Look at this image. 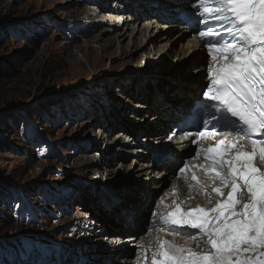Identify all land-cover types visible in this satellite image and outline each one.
<instances>
[{"label":"rangeland","instance_id":"rangeland-1","mask_svg":"<svg viewBox=\"0 0 264 264\" xmlns=\"http://www.w3.org/2000/svg\"><path fill=\"white\" fill-rule=\"evenodd\" d=\"M119 1L0 0V264H40L39 257L46 254L51 255L49 264H73L70 259L75 261L82 254L67 257L54 241L62 245L74 240L80 251L81 244L87 247L95 239L106 243L103 238L113 234L106 230H117L114 222L110 225L114 213L102 211L113 205L111 194L115 193H107H118L122 173L127 175L122 164L143 159L132 154L112 158L113 148L122 145L123 137L115 135L121 130L118 124L133 134L141 127L151 129L156 123L150 119L154 111L140 106L146 99L137 95L138 81L154 84L156 78L165 87L186 73L188 66L170 56L168 60L144 59L143 68L131 66L121 72L124 59L111 57L112 47L103 50L87 44L97 35L94 40L128 30L120 25L110 33L102 32L108 27L106 18L122 14V10L116 12ZM100 4L106 7L104 11ZM145 14L142 7L137 18L143 20ZM160 31L164 32L160 28L152 36L160 37ZM176 33L178 30L173 35ZM139 40L135 38L129 48L135 49ZM140 57L141 50H137L128 58L137 61ZM76 62L83 64L84 71L74 70L73 74L70 68ZM151 98L156 102L159 96ZM164 120L166 123L168 118ZM149 135L150 143L155 134ZM135 142L137 138L124 147ZM109 147L113 148L109 151ZM170 162L165 163L168 168H172L173 160ZM156 177L158 185L148 186L152 178L147 175L142 180L145 193L137 191L144 199L136 238L146 233L147 242L151 237L143 220L147 201L167 181ZM125 207L131 212L132 208ZM129 250L127 264H136V244ZM98 258L111 264L107 254Z\"/></svg>","mask_w":264,"mask_h":264},{"label":"snow or ice","instance_id":"snow-or-ice-1","mask_svg":"<svg viewBox=\"0 0 264 264\" xmlns=\"http://www.w3.org/2000/svg\"><path fill=\"white\" fill-rule=\"evenodd\" d=\"M193 7L211 57L198 107L207 118L181 139L195 137L203 162L178 171L206 205L183 207L175 185L170 204L169 194L160 197L148 229L155 243L138 246V264H264V0H194Z\"/></svg>","mask_w":264,"mask_h":264},{"label":"bare ground","instance_id":"bare-ground-1","mask_svg":"<svg viewBox=\"0 0 264 264\" xmlns=\"http://www.w3.org/2000/svg\"><path fill=\"white\" fill-rule=\"evenodd\" d=\"M134 1L138 3L135 4ZM143 1H146V3ZM193 2L194 0H132L130 2L121 0L118 3L119 6L116 12H120V10H122V14L119 13L115 17L111 16V18H106L108 19V27L103 29L102 32L110 33L112 31V28L119 27L120 25L128 27V30L120 31V33L111 35L106 38H98L97 40H94V38L98 36L97 35L90 41H87V44H89L90 46L92 45L96 49L98 48L105 50L107 47H112L114 51L109 52L110 56L117 57L118 59H124L122 61H124L123 65L125 66L119 69L121 70V72L131 66L139 67L142 64V60L144 59H146V61L148 59L154 60L158 58H166V60H168L170 56H172L173 58H180V60H183V62H185V64H188V66L186 69V73L173 79L171 83H166L167 85L165 87H163L156 78L152 79V82L154 84L147 83L146 81H138L139 84L137 85V95L143 96V98L146 99V101L143 102V104L140 106L148 107L149 110L154 111V114L150 117V119H155L156 123L152 125L151 129H145L141 127L140 131H137L134 134L132 133V130H130L124 124H118L121 130L118 131L115 135L116 137H118V139L119 137H123L120 142L122 143V145H119V148L112 147L116 152L115 155H112V158L114 159V157L118 158L120 156L126 158L130 154H132L143 157V159L139 160L137 158H134L135 156H133L131 158H134L135 160H133L132 163L121 165L125 167L124 172H126L127 175L122 173L124 180L120 182L121 186H119L120 188L118 190V193L116 191H108L106 189H104L103 191V194L107 193V191V194L112 192L115 193L111 194V197H114L112 199L114 200L113 205L111 207H105L102 209L103 212H106L110 215L114 213L115 218L112 223H110V225H114L115 223L117 228V230L112 229L115 231H111L110 229L106 230L107 233H113L109 238H103L106 240V243L102 241L100 242L99 240L95 239L94 241H92V243L88 244L89 246L87 247H84L86 246V244H84L83 246L81 244L80 251H78L75 245L77 243L74 240H72L73 242H62V245H60L61 243L54 241L57 247H60L61 251L65 250L63 254H66L67 257H70L72 253L78 254L80 252L82 254V256H80V258H78V256L75 261L70 259L73 264H78L77 260H80V264H103V262L98 258V255L102 254H107L108 258L111 257V264H121V262L123 264H127L129 262L130 245L136 244V249L138 250V246L140 244H144L147 246L148 244L155 243L157 233L154 231L150 234L151 237H153V240L149 243L144 242L145 237H147L146 233L144 235L142 234L143 237L141 236L140 238H136V234L140 229V225L142 222V216L139 218L138 212L141 210L144 199V195L143 197L138 196L137 191L145 193L146 182L142 180L147 175L151 176L152 178L150 185H148L150 187L158 185L155 179H153L154 177L157 176V181L161 179L162 182H165V178H167V181L164 183L165 186L163 187L166 189L161 191L163 189L162 188L160 191H154L151 194L150 198L161 192L159 197L156 199V204L159 201V198L165 196V194H169L168 196H165V202L168 204L171 203L170 193L174 186L173 183L177 180L173 177V173L171 171L172 168H168V166L165 165V163L170 162V160L168 159V157H164L162 160L154 161L153 159L149 158V155L150 152L158 147L163 141V139H159L160 136H162V133L165 132L167 136L169 134V131L172 128L176 127L178 121H180L183 116H186L190 113L194 101L199 98L200 93L203 90L204 83L208 81L206 79L207 76L205 78L204 74L206 54L201 47L197 46L195 41L189 39L188 31L184 29L183 26H179L176 23V17L178 13H180L181 11L195 9L193 7ZM142 7L144 8L145 13H147L145 14V18L143 20L142 18H137L138 15H142ZM99 8H101V10L103 11L106 9V7L101 4ZM124 11L125 13H123ZM136 19L139 20L136 21ZM162 19H167L168 22L163 21ZM159 20H161L164 25H162V23H159ZM131 27L132 30H129ZM160 28L164 30V32L160 31L161 36L159 37L157 34H155V36L153 37L152 35H154V33H156ZM176 30H178V33L173 35V32ZM137 37L140 38L138 46L135 47V49L129 48L131 44L135 43V38L137 39ZM127 39H129V41L123 44V41ZM157 39H159V42L154 43L155 41H157ZM179 40H181L182 42ZM117 49L120 51L117 52ZM137 50H141V57L139 58V60H130V58L128 57H130L132 53ZM132 63H134V65H132ZM82 65L83 64L79 65V62H76L75 66L70 68V71L73 74L75 72L74 70H76L77 72L84 71ZM98 66L99 64L93 67L92 71L95 72V68H98ZM140 68H143V65L140 66ZM87 75H89V73H87ZM79 78L81 80V74ZM132 80L136 81V76L133 77ZM153 94L159 96L158 101L152 102L151 96L153 97ZM164 118H168L166 123ZM162 125L163 127H161ZM158 131L160 132L158 133ZM150 133L155 134V140L149 143ZM136 138L137 142H135V145L131 147H124L126 144L130 145L132 141H136ZM186 143V139H181V135H176L174 146L172 147V150L170 149L171 152H180L184 150L186 148L185 145H187ZM112 148L109 147V151ZM140 174H144V177L139 176ZM132 186L136 187V189ZM180 194H183L184 199H187L188 197H193L196 193L187 192L185 186L181 185ZM134 195H136V197ZM133 196L135 201L131 200ZM130 201L132 203H130ZM203 201H205L204 205H206V199L202 196L195 200V202L199 204H203ZM188 204L191 205L192 203L189 202ZM125 205H127L129 208H132L131 212L127 211L128 209L125 207ZM127 212L129 213V217ZM150 226L151 219L148 223L147 230ZM88 229L89 228H87V230ZM114 233H116V235H114ZM159 235L164 236L167 239H171V237L167 236L166 234L159 233ZM177 242H182L180 237H177ZM50 256H48L47 254L43 255V257L40 256V264H43L44 262H46V264H49V261H47V259H49ZM59 256L62 255L59 254ZM82 257H85L90 261H83L81 259Z\"/></svg>","mask_w":264,"mask_h":264},{"label":"clouds","instance_id":"clouds-1","mask_svg":"<svg viewBox=\"0 0 264 264\" xmlns=\"http://www.w3.org/2000/svg\"><path fill=\"white\" fill-rule=\"evenodd\" d=\"M181 152V151H180ZM175 153V155L173 154V157H169L168 159L169 160H173V165H172V169H173V166H174V164L176 163V162H178V160L176 159L177 157L176 156H178V154H177V152L175 151L174 152ZM181 154V153H180ZM188 157V156H187ZM177 160V161H176ZM184 161V160H183ZM172 171V170H171ZM172 173H173V177L177 180L176 182H174L173 184L175 185V186H177L178 188H179V194H180V186L181 185H184L185 186V188H186V191L187 192H193V193H196L193 197H188L187 199H184V195L182 194V199L184 200V204H185V206L184 207H189V206H191V207H194V206H196L197 204H199V203H197V202H195V200H197L198 198H200V196H202V197H204V195H203V193H201V192H198L196 189H191V190H189V188H188V185L185 183V180L183 179V178H176V176H175V172H173L172 171ZM190 178V177H189ZM180 181V182H179ZM217 184H219V181H217ZM228 190H225V192H227ZM171 196V195H170ZM170 198H172V196L170 197ZM205 198V197H204ZM172 200V199H171ZM189 202H191L192 204L191 205H189L188 203ZM204 203H205V201H203V204H200V205H204ZM155 205H156V203H155ZM153 210H154V207H153V209H152V211H151V214H152V212H153ZM150 219H151V217H150ZM150 221V220H149ZM149 223V222H148ZM163 234H166V233H163ZM144 242H147V241H144ZM149 242V241H148Z\"/></svg>","mask_w":264,"mask_h":264},{"label":"water","instance_id":"water-1","mask_svg":"<svg viewBox=\"0 0 264 264\" xmlns=\"http://www.w3.org/2000/svg\"><path fill=\"white\" fill-rule=\"evenodd\" d=\"M206 62H207V57L205 56V64H206ZM205 69H206V65H204V72H205ZM204 74H205V73H204ZM205 76H206V75H205ZM205 86H206V82L204 83L203 89H204ZM188 148H189L190 152L192 153L193 150H194V148L191 147V146L188 147ZM173 154H175V153H173ZM187 156H188V155L186 154V155H183V156H181V157L179 158L178 162H176V163L174 164V166H173V169H172L173 172H177V171H178V169L180 168L181 163L183 162V160H184L185 158H187ZM160 193H161V192H160ZM160 193H157L156 195H154L153 197H151V198L149 199V201H148V206L146 207L147 209H146V211L144 212V215H143L144 226H148L149 216H150L151 211H152V209H153V207H154L155 200L158 198V196L160 195Z\"/></svg>","mask_w":264,"mask_h":264}]
</instances>
